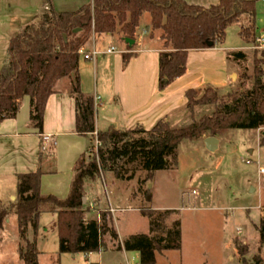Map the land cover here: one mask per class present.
I'll return each mask as SVG.
<instances>
[{
	"label": "trees",
	"instance_id": "1",
	"mask_svg": "<svg viewBox=\"0 0 264 264\" xmlns=\"http://www.w3.org/2000/svg\"><path fill=\"white\" fill-rule=\"evenodd\" d=\"M42 1L48 10L41 15L40 23L24 27L8 42V62L0 70V124L6 119H14L21 98L28 97L32 127L41 133L47 99L54 94L57 82L66 78L71 83L75 99V132L81 137H94L101 147L87 166L83 162L86 154L74 163L70 191L64 200L40 194L41 170L17 176L15 201L0 202V232L8 216H16L18 233L25 244V248H17L18 257L23 264H38L35 239L39 219L41 214H53L57 215L55 229L60 254L88 255L105 251L103 239L108 235L117 241V251L136 252L139 264H156L157 253L181 249L179 218L174 219L169 227L165 224L179 211L140 209L138 212L148 220L149 234L130 236L120 244L116 231L108 225L110 215L106 212L98 213V221L84 220L88 212L83 203L85 182L93 181L108 163L122 158L128 163L139 160L150 178L155 171L169 169L168 158L176 155L183 141L200 140L204 136L216 138L226 131H253L263 127L264 50L253 56L250 90L235 91L228 96H219L211 86L186 91L185 108L191 115L195 107H213L211 115L192 120L187 127L173 128L159 121L148 131L137 127V130L108 129L96 133L93 98L84 97L80 91L78 48L84 46L92 34L100 37L120 33L122 39L134 41L139 19L148 14L150 28L162 33L164 50L158 56V89L163 90L185 73L189 51L222 44L227 27L242 17L247 22L246 26L240 27L238 35L245 43H253L254 10L260 0H220L216 6L207 8L189 5L182 0H93L91 4L68 13H57L50 0ZM130 57L123 54L122 63L126 65ZM231 57L233 60L245 58L241 53H234ZM137 133V139L131 138ZM119 178L130 181L133 174ZM28 227L34 232L33 242L26 240ZM256 230L258 242L264 247V216ZM233 243L240 264H263L258 256L253 258V263L248 262L244 258L247 248Z\"/></svg>",
	"mask_w": 264,
	"mask_h": 264
},
{
	"label": "crops",
	"instance_id": "2",
	"mask_svg": "<svg viewBox=\"0 0 264 264\" xmlns=\"http://www.w3.org/2000/svg\"><path fill=\"white\" fill-rule=\"evenodd\" d=\"M50 1L52 9L57 13L75 12L93 2V0ZM182 1L205 8L216 6L220 2V0ZM47 10V5L42 0H0V70L8 62L9 40L17 36L24 27L39 24L41 15ZM150 22L148 14L141 16L132 46L125 44V39H122L120 33L100 37L92 34L84 45V49L88 51L95 49L103 52L108 48H114L116 51L113 54H102L93 61L79 59L78 62L82 95L93 100L96 97L100 98L94 107L96 133L108 129L121 131L137 127L148 131L159 121L176 128V123L184 120L186 114V91L211 86L216 89L217 94L223 95L232 85V76L237 74L239 69V60H233L231 56L234 53H241L245 58L249 57L243 48L231 49L218 43L213 48L189 51L185 73L163 90H159L158 56L164 47L160 38L161 31L152 30ZM115 36L118 38L115 39ZM123 54L131 56L126 65L122 63ZM47 100L41 133L32 127L28 97L21 98L14 119H6L0 124V202L4 204L15 201L17 176L39 170L42 171L40 194L66 199L70 191L74 163L88 152L92 137L89 135L81 137L75 132V99L71 93L69 80L66 78L59 80L54 94ZM43 135L50 136L54 143L46 145V150H40ZM92 140H95L94 137ZM220 145L217 150H220ZM89 183H92L94 190L97 191V183L90 180L85 182L84 191H89L90 187L87 185ZM100 204L102 205V200ZM110 209L108 223L110 228L113 218L117 221L118 217L127 211L138 212L133 208L123 211L113 207ZM84 220L98 221L99 214L90 208V211L85 213ZM56 221L57 215L41 214L35 239L39 254L41 247L49 240H57L58 248ZM11 224L14 234V249L11 250L12 253L15 251L13 254L15 264H23L18 257L17 248H25V244L20 239L17 218L14 215L8 216L1 231L3 234L0 251L2 253L5 251L8 242L6 230ZM26 233V240L33 242L34 232L30 227Z\"/></svg>",
	"mask_w": 264,
	"mask_h": 264
},
{
	"label": "rangeland",
	"instance_id": "3",
	"mask_svg": "<svg viewBox=\"0 0 264 264\" xmlns=\"http://www.w3.org/2000/svg\"><path fill=\"white\" fill-rule=\"evenodd\" d=\"M254 11L255 37H258L264 32L262 0L256 2ZM246 22L247 19L242 17L227 27L221 45L231 49L243 48L249 57L239 60V69L232 76V85L219 96L252 88V59L255 52L261 49H255V44H247L239 37L240 27L246 26ZM212 113V106L195 107L192 115L186 110L184 120L176 123L175 127H187L192 120L198 121ZM131 138L137 139L138 133ZM203 139L181 142L176 155L168 158L169 169L155 171L150 178L139 160L128 163L122 158L108 163L92 181L97 183V191L92 183L87 184L90 188L84 191V205L88 211L92 208L97 213L107 214L111 207L118 211L128 208L137 211L143 208L179 211L165 224L169 227L174 219L179 218L181 249L157 253L156 264H240L234 241L247 248L244 258L248 262L253 263V258L258 256L264 264V250L258 242L256 230V225L264 216V174L259 173V169H264V126L253 131L236 129L224 132L216 137L221 145L220 150L214 153L202 145ZM95 141L91 140L83 158L85 166L97 153ZM130 174H133L130 181L119 178H126ZM101 200L102 205H99ZM118 218L117 221L113 218L110 224L118 235V243L122 244L133 235L149 234L148 220L141 213L127 211ZM12 231L13 224L6 230L8 242L5 251H0V264H15V251L12 253L11 250L14 249ZM2 234L0 232V241ZM103 243L105 251L70 255L60 254L57 240H49L41 247L38 263L139 264L136 252L117 251V241L110 236L107 235Z\"/></svg>",
	"mask_w": 264,
	"mask_h": 264
},
{
	"label": "built area",
	"instance_id": "4",
	"mask_svg": "<svg viewBox=\"0 0 264 264\" xmlns=\"http://www.w3.org/2000/svg\"><path fill=\"white\" fill-rule=\"evenodd\" d=\"M253 44H255L254 45L255 49L264 50V32L261 34V36L255 37ZM115 52L116 51H115L114 48H108L106 51L98 52L95 49H92L91 51H88L87 49H84V46H81V47L78 48L77 55H78L79 59H81L83 61H86V60L93 61L98 56H102V54H113ZM99 101H100V98H98V97H96L93 100L94 107L96 106V104ZM53 144L54 143H53V141H52L50 136H46V135L41 136L40 150H46V145H53ZM99 146H100V143L96 140L94 147L96 149H98L97 147H99ZM259 173L263 175L264 174V169L263 168L259 169ZM110 211L112 212V209H110Z\"/></svg>",
	"mask_w": 264,
	"mask_h": 264
},
{
	"label": "water",
	"instance_id": "5",
	"mask_svg": "<svg viewBox=\"0 0 264 264\" xmlns=\"http://www.w3.org/2000/svg\"><path fill=\"white\" fill-rule=\"evenodd\" d=\"M78 30H75L74 32H77ZM65 38V37H64ZM125 44L128 46L133 45V41L129 39L124 40ZM209 47H212L211 43H208ZM203 145H205L206 150H208L211 153H214L218 149V140L213 137H205L203 140ZM252 189H250L249 192H251ZM149 199V198H148ZM83 203H85V199H83Z\"/></svg>",
	"mask_w": 264,
	"mask_h": 264
}]
</instances>
